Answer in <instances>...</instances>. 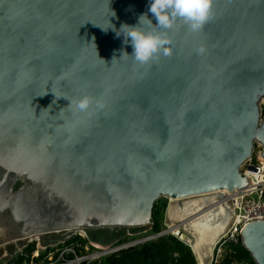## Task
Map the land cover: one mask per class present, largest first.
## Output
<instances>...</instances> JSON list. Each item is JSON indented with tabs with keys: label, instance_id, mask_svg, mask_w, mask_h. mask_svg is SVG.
Returning <instances> with one entry per match:
<instances>
[{
	"label": "water",
	"instance_id": "obj_1",
	"mask_svg": "<svg viewBox=\"0 0 264 264\" xmlns=\"http://www.w3.org/2000/svg\"><path fill=\"white\" fill-rule=\"evenodd\" d=\"M148 7L0 0V248L147 230L166 198L163 231L94 258L179 225L198 264H212L239 215L234 194L257 182L242 168L257 144L264 156V0H211L201 30L178 20L167 31L171 55L140 64L112 25L144 13L155 24ZM84 95L87 112L64 98ZM241 241L264 264V221L246 224Z\"/></svg>",
	"mask_w": 264,
	"mask_h": 264
},
{
	"label": "built area",
	"instance_id": "obj_2",
	"mask_svg": "<svg viewBox=\"0 0 264 264\" xmlns=\"http://www.w3.org/2000/svg\"><path fill=\"white\" fill-rule=\"evenodd\" d=\"M262 152L263 147L257 144L253 157L242 168V172L246 176L255 179L257 182L250 184L249 187L234 195V199H237L238 207L240 208L239 215L234 227L229 229L218 243L212 264H217L222 259L226 252L225 243H238L240 241L242 230L246 224L253 221H264V156ZM170 234L179 238L180 230H173ZM76 238L77 236L70 237L69 242L71 243L68 240L66 242H45V239L36 237L28 238L22 242L7 244L2 247V250L12 244H14V248L4 251L3 258L8 260L3 261L1 264H18L16 260L21 258L25 260L23 264H82L83 261L89 263L95 260L94 254L80 260L79 253L83 252V249L78 251L77 248H83L84 245L79 243ZM73 239H75L74 242ZM133 241L135 240L129 242ZM185 243L189 246L191 245L189 241ZM99 250L101 248L95 254ZM27 260H29V263Z\"/></svg>",
	"mask_w": 264,
	"mask_h": 264
},
{
	"label": "clouds",
	"instance_id": "obj_3",
	"mask_svg": "<svg viewBox=\"0 0 264 264\" xmlns=\"http://www.w3.org/2000/svg\"><path fill=\"white\" fill-rule=\"evenodd\" d=\"M148 12L154 16L155 24L144 13L138 17L136 25L122 24L119 29L112 25L116 37L123 35L124 43L131 45L133 51L130 56L140 64H147L160 55H171V40L167 31L178 20L183 21L192 32L201 30L211 15V0H149ZM111 16H115V12H111ZM198 51L203 53L204 49ZM127 55L123 52L120 57ZM64 98L69 101L70 107L79 112H87L93 103L87 95L78 99ZM96 103L97 107H102L99 101Z\"/></svg>",
	"mask_w": 264,
	"mask_h": 264
},
{
	"label": "trees",
	"instance_id": "obj_4",
	"mask_svg": "<svg viewBox=\"0 0 264 264\" xmlns=\"http://www.w3.org/2000/svg\"><path fill=\"white\" fill-rule=\"evenodd\" d=\"M167 204L168 200L166 198L156 202L153 212V227L149 231L123 237L114 245L146 238L163 231ZM97 233L100 232L95 234ZM90 236L94 235L91 234ZM76 240L82 245L86 242V240L79 237ZM224 246L226 252L217 264H256L250 252L243 246L241 239L238 243L227 242ZM82 249L77 248L78 251ZM16 261L18 264H23L25 260L21 258ZM27 261L29 263V260ZM83 264H198V262L191 247L169 233Z\"/></svg>",
	"mask_w": 264,
	"mask_h": 264
},
{
	"label": "rangeland",
	"instance_id": "obj_5",
	"mask_svg": "<svg viewBox=\"0 0 264 264\" xmlns=\"http://www.w3.org/2000/svg\"><path fill=\"white\" fill-rule=\"evenodd\" d=\"M261 107L262 109H264V102L261 101ZM147 230L143 229V230H139V231H134V230H125L124 233L118 237V238H113L112 240H110L109 242H103L102 239H101V236L100 234H95L94 236H90V235H85L82 233V236H77L79 238H82L84 240H86L84 246H83V252L79 253V258L80 260H82V258L84 257H87L89 255H92V254H95L96 251L98 249H100L102 246L104 245H108V244H113L117 241H120L123 239V237H126V236H131V235H135L139 232H146V231H149L151 228H146ZM165 229V228H164ZM163 229V230H164ZM69 235H64V236H59V235H51V236H47L45 238V242H50V241H53V242H57V241H67L69 242ZM75 241V239H73V242ZM71 243V242H69ZM12 247L14 248V244L12 245H9V246H6L4 248V250H2V248H0V264L3 262V261H7L8 259L7 258H3V255H4V251L5 250H10L12 249ZM97 260V259H95ZM86 262V261H83V263ZM82 263V264H83Z\"/></svg>",
	"mask_w": 264,
	"mask_h": 264
},
{
	"label": "flooded vegetation",
	"instance_id": "obj_6",
	"mask_svg": "<svg viewBox=\"0 0 264 264\" xmlns=\"http://www.w3.org/2000/svg\"><path fill=\"white\" fill-rule=\"evenodd\" d=\"M97 234H100L103 242H109L113 238L120 237L122 235V232L120 230H117V231L105 230V231H101L100 233H97ZM92 235H95V234H92Z\"/></svg>",
	"mask_w": 264,
	"mask_h": 264
},
{
	"label": "bare ground",
	"instance_id": "obj_7",
	"mask_svg": "<svg viewBox=\"0 0 264 264\" xmlns=\"http://www.w3.org/2000/svg\"><path fill=\"white\" fill-rule=\"evenodd\" d=\"M234 195H235V194H234ZM178 227H179V225H176V227H174V228H175L174 230H175V231L178 230V229H179ZM36 236H38V235H36ZM30 238H32V237H30ZM189 242H191V244H192L193 240H192V239H189ZM97 256H98V254H94V255H93V257H97Z\"/></svg>",
	"mask_w": 264,
	"mask_h": 264
}]
</instances>
